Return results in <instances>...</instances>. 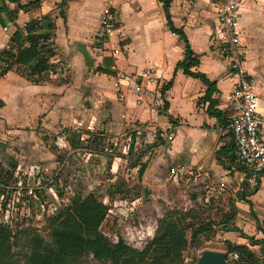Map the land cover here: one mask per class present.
<instances>
[{"label":"crops","instance_id":"0c3cea01","mask_svg":"<svg viewBox=\"0 0 264 264\" xmlns=\"http://www.w3.org/2000/svg\"><path fill=\"white\" fill-rule=\"evenodd\" d=\"M61 1L40 0L37 7L19 8L14 22L5 27L0 24V51L10 46L13 32L24 29L31 19L51 17L43 22V30L47 22L55 24V34L49 41L54 48L51 70L36 82L25 66L19 65L0 78V98L4 101L0 108V138L10 133L13 139L29 135L34 142L38 126L55 133L71 128L89 134L102 125L101 131L117 133L121 126L133 123L137 131L135 143H149L159 153L154 161H146L147 166H160L166 160L169 170L172 163L189 170L202 169L222 184L231 177L249 178L245 170L237 167V161L231 160L235 142L230 129L209 114V101L202 100L208 85L177 65L184 58V42L167 29L161 1L66 0L64 16L60 13ZM10 7L16 8L17 4L11 3ZM169 9L199 60L191 70L204 73L216 83L213 96L219 102L215 108L226 112L229 120L236 80L215 38L214 1L172 0ZM106 11L116 20L110 36L103 33L101 24ZM240 15L243 65L260 96L256 114L264 128V0H246ZM109 59L112 65L105 64ZM98 67L112 68L117 73H105ZM255 178L257 191L247 195L246 184L241 192L244 203L238 205L240 212H256L254 216L261 220L264 175L258 173ZM262 232L259 230L257 236L262 237ZM243 243L246 244L240 242Z\"/></svg>","mask_w":264,"mask_h":264},{"label":"rangeland","instance_id":"374dc122","mask_svg":"<svg viewBox=\"0 0 264 264\" xmlns=\"http://www.w3.org/2000/svg\"><path fill=\"white\" fill-rule=\"evenodd\" d=\"M41 127L36 129L38 137L34 142L30 141L29 135H16L13 139L10 133L7 138H0V169L6 184L4 191L0 190L4 194H0V221L14 231L28 228L48 238L51 228L49 218L67 208L72 209L92 192L107 206L99 230L112 242L122 237L137 250L147 246L155 235L159 220L170 212L191 210L197 213L212 228L200 235L199 244L188 246L184 252L186 264L193 263L195 259L196 262L205 249L225 251L231 260L228 239L238 244H249L247 238L234 230L236 227L256 238L264 236L263 232L262 237L257 236L259 230L264 229V214L260 220L254 216L256 212H240L238 205V202L244 203L241 196L246 184H249L248 190L253 189L257 184L256 178L242 180L231 177L227 184H222L202 169L170 172L166 160L160 166H147L146 169H149L139 177L138 162L154 161L159 153L152 145L140 140L139 144L135 143L133 151H129L131 134L136 127L133 123L121 126L117 133L101 131L104 127L97 125L94 132L82 134L76 147L70 143L69 134L64 130L55 133ZM12 163L16 164L14 170ZM29 163L47 165L50 170L44 176L49 178L60 167L59 175L53 180L59 198L53 203V210L56 211L50 215L41 201L28 199L22 190L19 193L20 187L24 186V183L20 185L21 179H24L23 172ZM261 195L264 200V190ZM48 197L53 201L51 194ZM228 215L233 217L227 220L225 217ZM187 238L191 239V230L187 231ZM250 247L259 250L258 245ZM83 262L104 264L92 254L85 256Z\"/></svg>","mask_w":264,"mask_h":264},{"label":"trees","instance_id":"16d2710c","mask_svg":"<svg viewBox=\"0 0 264 264\" xmlns=\"http://www.w3.org/2000/svg\"><path fill=\"white\" fill-rule=\"evenodd\" d=\"M159 1L163 4L167 29L179 35L184 42V58L177 65L182 67L185 73L200 77L208 85L202 100L209 101V114L216 116L219 123L227 124L226 112L215 108L219 102L213 96L217 91L216 83L209 80L204 73L191 70V67L198 64L199 60L194 56L183 27L176 26L172 20L169 9L172 0ZM11 3H16L17 7L11 8ZM65 3L66 0H62L59 4L60 13L63 16ZM38 5H40V0H34L28 4H20L19 0H0V24L5 27L9 22H14L19 8L26 9ZM49 19L51 20V17L48 15L31 19L25 24L24 29L17 28L13 32L10 37V46L0 51V78L12 67L19 65L25 66L28 75L36 82L45 71L51 70L54 48L49 41L55 34V24L47 22L46 30H43L42 25ZM109 60L105 64L112 65V60ZM98 70L112 75L117 73L116 70L107 67H98ZM171 83L172 80L166 86H170ZM3 105L4 101L0 98V108ZM168 106V102L165 101V109H168ZM65 132L69 134L70 143L76 147V142L81 141V132L71 128L65 129ZM136 136L137 131L135 130L131 134L130 152L134 149ZM232 155L231 160L235 161V153ZM138 163V175L141 177L147 164L146 162ZM240 164L237 162V167L245 170L248 177L250 172L243 164ZM176 165L178 163H172L170 168H175ZM15 166L16 164L12 163L13 170ZM1 173L2 169H0V183H4ZM257 189L258 186L245 193L249 195ZM0 190L4 191L1 187ZM106 212L107 206L91 192L72 209L67 208L64 212L49 218L51 228L48 238L28 228L14 231L7 223L0 221V264H84L83 258L88 254H92L104 264H186L184 263V252L188 246L194 243L199 244L200 235L212 228L209 223H204L194 211L174 210L159 220L155 235L147 246L142 250H137L130 247L122 237L112 242L99 230ZM232 217L228 215L225 219L229 220ZM188 230H191L190 240L187 238ZM234 230H238L240 236L247 238L249 244H238L227 240L231 255L235 253L238 255L237 258L232 257L229 260L230 264H264V236L256 238L242 232L237 227ZM262 231L264 233V229ZM250 245H258L259 250L256 251Z\"/></svg>","mask_w":264,"mask_h":264},{"label":"built area","instance_id":"2783aa9c","mask_svg":"<svg viewBox=\"0 0 264 264\" xmlns=\"http://www.w3.org/2000/svg\"><path fill=\"white\" fill-rule=\"evenodd\" d=\"M216 17V41L221 45L229 59V70L235 78V87L230 99L233 105V113L226 124L232 133L235 142L236 161L243 164L249 171V180L255 178L256 174L264 175V128L256 114L260 96L254 90L243 62L245 49L241 44L240 10L246 4V0H213ZM114 15L106 11L101 16L103 33L110 36L115 26ZM103 34V35H104ZM102 46L100 51H104ZM139 89L138 86H136ZM178 169V170H176ZM186 166L171 168L170 172H183ZM50 168L41 163H29L23 172L19 189L28 199L39 200L48 214L54 213L53 203L59 198L53 185V180L59 175L57 173L49 178L44 176ZM177 174V173H176ZM24 181V182H23ZM0 187H6L0 183ZM53 196V201L48 195ZM4 194L2 193L1 196ZM41 196V199H40ZM235 253L232 257L237 258Z\"/></svg>","mask_w":264,"mask_h":264},{"label":"water","instance_id":"95a60500","mask_svg":"<svg viewBox=\"0 0 264 264\" xmlns=\"http://www.w3.org/2000/svg\"><path fill=\"white\" fill-rule=\"evenodd\" d=\"M194 264H230V262L227 252L205 249Z\"/></svg>","mask_w":264,"mask_h":264}]
</instances>
